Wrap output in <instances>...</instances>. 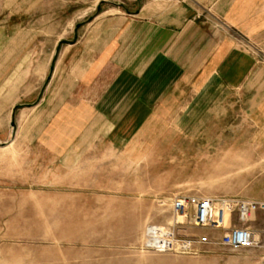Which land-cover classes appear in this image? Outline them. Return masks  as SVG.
Segmentation results:
<instances>
[{
	"label": "rangeland",
	"instance_id": "obj_1",
	"mask_svg": "<svg viewBox=\"0 0 264 264\" xmlns=\"http://www.w3.org/2000/svg\"><path fill=\"white\" fill-rule=\"evenodd\" d=\"M76 2L46 0L30 11L27 0H0V264H264L262 126H222L197 134V144L193 134H168L158 156L135 154L125 166L106 147L74 150L67 162L24 147L36 136L31 108L56 41L69 40L97 9L84 13ZM180 195L257 204L245 222L232 215L224 225L248 228L252 247L197 245L195 238L222 232L179 219L171 203ZM152 227L164 246L153 244Z\"/></svg>",
	"mask_w": 264,
	"mask_h": 264
},
{
	"label": "crops",
	"instance_id": "obj_2",
	"mask_svg": "<svg viewBox=\"0 0 264 264\" xmlns=\"http://www.w3.org/2000/svg\"><path fill=\"white\" fill-rule=\"evenodd\" d=\"M44 1L27 0L29 10ZM76 3L97 9L50 53L28 150L67 162L106 147L125 166L158 156L168 134L197 144L222 126H262L264 137V0Z\"/></svg>",
	"mask_w": 264,
	"mask_h": 264
},
{
	"label": "built area",
	"instance_id": "obj_3",
	"mask_svg": "<svg viewBox=\"0 0 264 264\" xmlns=\"http://www.w3.org/2000/svg\"><path fill=\"white\" fill-rule=\"evenodd\" d=\"M256 207L257 204L255 203L237 199L200 198L181 195L174 197L171 203L172 212L179 216V219H184L190 226L213 232H222L218 238L208 236L195 238L197 245L215 243L233 252L251 248L253 236L248 228L237 225L224 228L225 223L232 215L237 217V222H245L250 212L255 210ZM148 234L153 238L154 245L164 246L165 243L158 236L160 235L159 228H150Z\"/></svg>",
	"mask_w": 264,
	"mask_h": 264
},
{
	"label": "water",
	"instance_id": "obj_4",
	"mask_svg": "<svg viewBox=\"0 0 264 264\" xmlns=\"http://www.w3.org/2000/svg\"><path fill=\"white\" fill-rule=\"evenodd\" d=\"M79 26L77 25L76 28H78Z\"/></svg>",
	"mask_w": 264,
	"mask_h": 264
},
{
	"label": "bare ground",
	"instance_id": "obj_5",
	"mask_svg": "<svg viewBox=\"0 0 264 264\" xmlns=\"http://www.w3.org/2000/svg\"><path fill=\"white\" fill-rule=\"evenodd\" d=\"M221 208V207H220ZM224 208L226 209V207L224 206Z\"/></svg>",
	"mask_w": 264,
	"mask_h": 264
}]
</instances>
